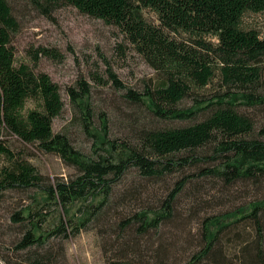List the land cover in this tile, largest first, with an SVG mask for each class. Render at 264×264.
<instances>
[{"label": "trees", "instance_id": "16d2710c", "mask_svg": "<svg viewBox=\"0 0 264 264\" xmlns=\"http://www.w3.org/2000/svg\"><path fill=\"white\" fill-rule=\"evenodd\" d=\"M30 2L45 13L72 6L117 27L154 78L134 90L108 69L138 111L125 138H113L108 116L95 115L87 82L70 87L89 143L77 147L67 130H54L65 110L59 85L16 63L17 20L9 1L0 0V204L19 197L8 220L15 236L0 247V264H70V241L87 232L107 253L116 252L108 264H172L165 231L183 194L198 193L204 181L224 191L239 184L263 190L264 121L252 112L264 111V37L243 20L264 13V0ZM40 54L54 53L39 48L36 61ZM144 112L155 121L140 124ZM7 136L59 156L72 173L52 181L28 153H15ZM130 179L140 186L126 191ZM159 182L167 194L148 204L143 189ZM197 242L183 264H264V196L201 218Z\"/></svg>", "mask_w": 264, "mask_h": 264}, {"label": "rangeland", "instance_id": "374dc122", "mask_svg": "<svg viewBox=\"0 0 264 264\" xmlns=\"http://www.w3.org/2000/svg\"><path fill=\"white\" fill-rule=\"evenodd\" d=\"M8 1L18 24L17 31L12 35L16 63L28 64L37 72L47 73L61 89L65 110L54 122L55 132L67 130L77 147H89L77 125V114L70 104L67 92L70 87H76L79 81H85L92 88L95 115L103 113L108 116L113 138H125L128 135L129 120L137 117L138 111L124 99V91L114 86L108 69H112L124 87L134 90L140 89L145 81L154 78V71L131 49L119 29L82 14L72 6L61 5L58 9L45 13L30 0ZM146 16L149 21L158 24L152 13L148 12ZM243 25L256 29L264 37V13H248ZM39 48L54 54H40V59L36 61V51ZM261 65L264 76V61ZM190 103L187 102L188 105ZM252 114L258 122L264 121V111H253ZM140 119L142 125L155 121L145 112ZM6 140L15 153H28V159L52 181L57 178L67 179L72 173V169L65 166L59 156H44L31 146L22 145L14 136H7ZM176 179V176L172 177V188ZM138 186L139 183L130 179L123 188L128 191ZM143 192L148 204L156 205L159 197L167 194V185L164 182L151 183L144 187ZM257 192L246 184L224 191L221 185L216 187L213 183L204 181L198 193L188 191L183 194L177 202L172 227L165 231V244H171L169 254L172 264H183L196 248L201 218L264 196V188ZM17 199V195L11 194L7 203L0 204L2 248L8 247L15 236L13 230H9L8 220L10 207ZM115 254L116 252L107 253L92 232L82 233L71 240L68 246L70 264H108V260Z\"/></svg>", "mask_w": 264, "mask_h": 264}]
</instances>
